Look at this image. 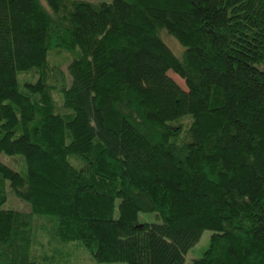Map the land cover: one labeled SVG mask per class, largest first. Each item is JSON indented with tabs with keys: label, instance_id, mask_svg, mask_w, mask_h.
I'll list each match as a JSON object with an SVG mask.
<instances>
[{
	"label": "trees",
	"instance_id": "1",
	"mask_svg": "<svg viewBox=\"0 0 264 264\" xmlns=\"http://www.w3.org/2000/svg\"><path fill=\"white\" fill-rule=\"evenodd\" d=\"M204 230L188 264H264V0H0V264H183Z\"/></svg>",
	"mask_w": 264,
	"mask_h": 264
},
{
	"label": "rangeland",
	"instance_id": "2",
	"mask_svg": "<svg viewBox=\"0 0 264 264\" xmlns=\"http://www.w3.org/2000/svg\"><path fill=\"white\" fill-rule=\"evenodd\" d=\"M87 1L99 2V1H110V0H87ZM160 36L162 38V41L165 43V45L171 51V53L176 57H180V55L183 51V48L179 45V43L173 37L166 34V32L161 31ZM62 59L63 58L61 56L55 57V60L59 61V62H62ZM65 64H66V62H64L60 66L64 73H65ZM167 75L181 89L185 90L183 80H181L177 75H175L171 71H167ZM25 77H26V75L25 76L23 75L21 78H25ZM185 122H186V120L183 121V123H185ZM1 158H2L3 162L8 164L11 168H14L16 171L20 172L22 175L25 174L24 168H22L20 166L19 162H17L16 160L14 161L13 158H9V157L2 156ZM21 162H22V160H21ZM18 163H19V165H18ZM6 191H7L6 192V200L2 204V208H5V209L12 208V209L22 210V211L27 209L26 205L22 201H19L18 199L15 198V196L11 193V191L9 190L8 187H7ZM137 221L139 223H142V222H156L157 220L155 219L154 214H152V213H141V212H139L137 214ZM210 234H211V231H209V230H204L201 233L197 242L195 244H193L185 253L183 264L191 263L192 260L197 259L202 255V253L204 252V250L208 246ZM47 239H48L47 233L41 232V233L37 234L38 243H36V253L40 254V251H41L39 243L44 245V250L48 249L46 247ZM65 250L66 249H64L63 251H65ZM65 258L66 257H64V256L61 257L59 254H57L56 257L54 258V260L50 264H124L123 262H110V263L95 262L90 257V255L82 249L74 251L70 258H68L67 260H65L61 263V261Z\"/></svg>",
	"mask_w": 264,
	"mask_h": 264
}]
</instances>
